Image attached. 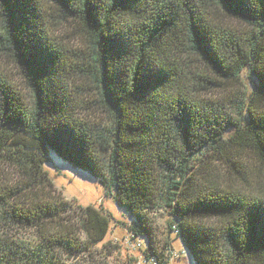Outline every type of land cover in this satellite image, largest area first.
I'll return each mask as SVG.
<instances>
[{"label": "trees", "instance_id": "trees-1", "mask_svg": "<svg viewBox=\"0 0 264 264\" xmlns=\"http://www.w3.org/2000/svg\"><path fill=\"white\" fill-rule=\"evenodd\" d=\"M48 1L87 42L67 65L41 0H0V52L33 95L0 73V264H65L108 231L109 215L54 189L49 152L125 210L144 258L163 253L161 207L194 264H264V193L201 165L217 156L244 182V156L264 166V0Z\"/></svg>", "mask_w": 264, "mask_h": 264}, {"label": "rangeland", "instance_id": "rangeland-1", "mask_svg": "<svg viewBox=\"0 0 264 264\" xmlns=\"http://www.w3.org/2000/svg\"><path fill=\"white\" fill-rule=\"evenodd\" d=\"M44 6V22L47 36L50 43L61 53H65L67 62L75 59V55L82 53L80 49L87 45L80 26L70 20L60 16L56 6L48 0H41ZM1 24V18H0ZM82 34V36H81ZM81 36V37H80ZM80 38V39H79ZM80 40V41H79ZM73 58V59H72ZM0 73L6 77L10 84L22 96L26 105L32 103V90L28 77L23 73L21 67L12 59L9 52H0ZM75 84L85 87V79H74ZM243 81L246 89L252 90V80L246 72H243ZM231 133L230 130L226 135ZM210 155V154H208ZM240 169H244L246 181H241L236 174L227 169L230 165L223 164L216 160L217 156H208L203 160L202 167L208 161L207 169H218L216 172L223 183L233 181L234 185L239 184V188L247 193H264V166L252 155L244 156ZM197 162V161H196ZM201 167V168H202ZM204 168V167H203ZM43 170L47 173L54 189L59 191L63 198L73 203L74 206H92L93 208L109 215V227L103 240L82 252L74 253L65 264H145L144 249L146 247L145 238L141 239L142 250H138L131 234L128 231L131 219L124 209L119 208L105 194L100 183L85 171L73 168L62 161L52 152H49L43 164ZM238 178V179H237ZM238 187V186H237ZM149 218L154 228L155 247L158 252H163L165 247L173 252L184 249L178 237L169 232L168 222L170 216L164 208L158 207L149 213ZM84 238V236H83ZM185 254L177 259L173 264H194L192 257L186 249Z\"/></svg>", "mask_w": 264, "mask_h": 264}, {"label": "built area", "instance_id": "built-area-1", "mask_svg": "<svg viewBox=\"0 0 264 264\" xmlns=\"http://www.w3.org/2000/svg\"><path fill=\"white\" fill-rule=\"evenodd\" d=\"M174 234L177 233L175 226H172ZM132 238V236H131ZM134 240L138 250H142V240L141 238H132ZM185 254L184 249L179 250V252H173L171 249L163 251V253H158L156 256H150L148 259L144 258L145 264H173L177 259Z\"/></svg>", "mask_w": 264, "mask_h": 264}]
</instances>
